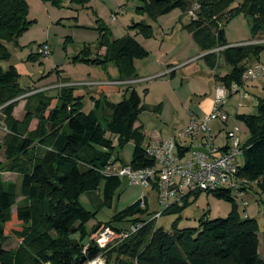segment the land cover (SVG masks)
Masks as SVG:
<instances>
[{
    "label": "trees",
    "instance_id": "16d2710c",
    "mask_svg": "<svg viewBox=\"0 0 264 264\" xmlns=\"http://www.w3.org/2000/svg\"><path fill=\"white\" fill-rule=\"evenodd\" d=\"M42 1L59 8L69 1L72 9H76L85 7L91 0ZM177 9L185 14L196 10L186 29L202 53L221 49L202 57L211 70L216 69L220 59L230 66L229 73L218 77L217 81L228 88L234 83L241 84L249 63L264 50V43L229 46L225 43L224 26L242 15L256 40H264V37L260 39L264 36V0H142L137 13L156 21L159 16ZM27 13L25 0H0V124L9 131L4 143L7 167L0 161V264H79L82 259L91 261L100 255L104 256L105 264H264L259 253L257 222L237 214L235 201L228 191L207 193L233 205L228 218L203 217L197 230H179L175 222L168 232L152 220L106 251L92 240L87 247L83 244L82 240L88 236L86 225L97 216L98 210L111 207L122 185L118 177L103 174L110 162L120 160L119 157L112 159L116 147L106 134L115 136L120 148L134 143L129 164L133 170L155 165L145 154L142 127H135L139 116L150 108L143 104L135 89L128 87L122 102L113 104L101 97L93 101V110L85 114L79 109L80 103L71 86L62 88L57 99L39 101L35 112L27 111L22 122L15 120L12 114L20 101L43 96L19 85V74L13 65L5 69L1 64L11 59L6 44L15 42L29 28L31 22L26 19ZM133 28L146 38L153 37L150 25L136 24ZM99 30L103 34L99 45L93 50L86 49L76 61L102 68L112 64L120 82L137 80L134 60L148 57V52L130 36L110 41L106 29L100 26ZM102 49L103 55L99 54ZM153 111L159 114L161 105ZM100 113L107 115L104 123L100 121ZM33 119L38 120V126L30 132L28 128ZM236 120L243 123L248 132L247 141L242 144L240 175L256 182L250 188L257 187L264 206V98L259 99L256 114L237 115ZM34 144L50 150L43 157L29 160ZM4 171L20 176L22 205L17 206V188L3 182L1 173ZM98 192L102 193V198L98 200L97 210L92 213L84 209L80 196L91 197ZM146 199L144 209L138 200L113 216L112 223H125L127 227L114 228L110 222L99 223L90 233L95 234L102 227L123 230L151 217L156 210H150ZM14 206H17L15 213L12 212ZM181 208L173 206L163 211L162 216L178 215ZM7 232L21 241L14 251L5 248Z\"/></svg>",
    "mask_w": 264,
    "mask_h": 264
},
{
    "label": "rangeland",
    "instance_id": "374dc122",
    "mask_svg": "<svg viewBox=\"0 0 264 264\" xmlns=\"http://www.w3.org/2000/svg\"><path fill=\"white\" fill-rule=\"evenodd\" d=\"M25 1L28 6L26 19L31 24L15 42L6 44L11 59L9 62H1V64L5 69L13 65L19 74V85L27 90L40 92L43 96L20 101L12 114L13 118L19 122L24 120L27 111L35 112L39 101L45 100V98L57 99L60 97L62 88L74 87L73 94L80 103L79 109L87 114L93 110V101L97 97H102V100L106 97L105 99L109 102L118 104L123 101L124 91L128 87H132L143 100V104L150 108L139 116L137 122L145 134L144 146H146L152 137L160 136L165 139L183 128L190 111L201 115L203 106H209V102L213 103L214 101L215 78L231 69L220 59L216 69L211 70L202 59L204 55L212 52L217 53L221 49L202 53L188 33L186 27L195 17V8L189 14L177 9L167 15L159 16L156 21H153L147 15L137 13V8L142 5V0H91L85 7L76 9H72V4L69 1L64 2L63 7L60 8L42 0ZM120 11H124V14H119ZM114 15L116 21L112 20ZM136 24L150 25L153 29V37L146 38L140 35L133 28ZM100 26L106 29L107 38L110 41L130 36L148 52V57L134 60L138 81L133 84L91 87L81 85L120 82L117 69L112 64L102 68L76 61L86 49L93 50L95 46L99 45L103 36L99 30ZM224 37L225 43L229 46L247 44L256 40L246 18L242 15L234 17L224 26ZM263 37L260 36V39ZM42 47H47L50 50L48 57L39 55L38 50ZM101 52L102 50L99 54ZM93 53L95 52L93 51ZM255 64L264 66V50L260 53L259 58L249 63V67ZM168 71L172 73L165 75ZM247 91L250 96L242 100V107H237L236 97L230 98L226 106V111L229 114L227 126L230 130L238 127L237 136L242 144L246 143L248 132L245 125L236 120V116L257 113L258 101L264 97L261 80L249 83ZM55 102L54 100L52 107ZM157 105H161L159 114L153 111ZM99 115L101 123H104V118L107 117L106 113ZM37 126L38 120L33 119L28 130L35 131ZM8 134L9 131L4 124H0V161L5 165V168L8 162L4 158V143ZM106 138L111 140L113 146L116 147L112 159L115 160L116 157H119L120 160H115L118 164L129 165L132 162L135 149L134 143L130 142L120 148L115 136L107 133ZM49 150V148L34 144L28 159L34 160L35 157H43ZM239 160L242 164L243 158L240 157ZM1 177L4 183L12 184L17 188L19 194L17 206L22 205L24 201L20 195V176L4 171L1 173ZM143 194L147 197L150 210H160V206L155 200L154 191L140 185H131L127 180L122 179V185L116 191L111 207L98 210L97 216L86 225L88 236L82 240L83 244L88 246L99 230L95 234L90 232L99 223L105 225L110 222L114 228L127 227L125 223H112V218L115 214L140 200ZM101 198V192L91 197L88 194H83L79 201L84 209L94 213L97 210L98 200ZM231 198L235 201L236 212L241 218L248 216L256 220L260 241L259 253L264 258V206L260 191L256 186H253L241 196L231 194ZM15 209L16 206L12 209L13 213H15ZM232 209L233 205L230 202L203 192L198 196H191L187 200V204L182 206L178 215L165 214L157 219L156 226L169 232L172 225L177 222L179 230H197L203 217L209 220L226 219ZM6 235L5 248L11 251L16 250L20 240L10 232H7ZM76 237L78 236L74 238ZM85 250L86 248L84 252ZM102 264H105L104 256Z\"/></svg>",
    "mask_w": 264,
    "mask_h": 264
},
{
    "label": "built area",
    "instance_id": "2783aa9c",
    "mask_svg": "<svg viewBox=\"0 0 264 264\" xmlns=\"http://www.w3.org/2000/svg\"><path fill=\"white\" fill-rule=\"evenodd\" d=\"M119 14L123 15L124 11H120ZM112 20H117L115 15ZM262 43L264 40H253L247 44ZM38 53L48 57L50 50L42 47ZM170 73L172 72L168 71L165 75ZM259 79L264 89V66L255 64L248 67L241 84L234 83L229 88L221 84L216 88L215 98L208 114L204 116L190 114L187 124L172 136L165 139H151L145 146V154L154 161L153 167L133 170L129 165H120L116 161L108 164L103 171L104 175L125 179L131 185L151 189L156 194L155 200L160 210L123 230L116 231L111 227L100 228L92 239L99 249L106 251L116 246L136 234L150 221L162 217L163 211L173 206L182 207L185 200L198 193L228 191L241 196L250 186L256 185V182L252 183L240 175L242 164L239 159L243 155V145L237 136L238 127L230 130L227 126L229 114L226 106L230 98L236 97L237 107H242V100L250 96L247 91L248 84ZM135 81L138 80L81 85L91 87L133 84ZM145 197L146 195L143 194L140 199L143 209ZM102 259L103 256L100 255L84 264H102Z\"/></svg>",
    "mask_w": 264,
    "mask_h": 264
},
{
    "label": "crops",
    "instance_id": "0c3cea01",
    "mask_svg": "<svg viewBox=\"0 0 264 264\" xmlns=\"http://www.w3.org/2000/svg\"><path fill=\"white\" fill-rule=\"evenodd\" d=\"M102 53H104V49H102V52H101V54ZM230 71V70H229ZM228 71V72H229ZM228 72H225V74H227ZM225 74H223V75H217V77L215 78V80H216V82H215V90H216V88L217 87H219L220 85H221V83H219L218 81H217V78L219 77V78H221V77H224V75ZM173 76H174V74H173ZM138 80V79H137ZM72 83V82H71ZM217 84H219V85H217ZM95 97H97V96H95ZM264 98V97H263ZM96 99H99L98 97L96 98ZM211 105H212V103L211 102H209V106H207V105H204L203 106V110H202V113H201V115L200 114H198V113H195V112H193V111H190V114H193V115H197V116H204V115H206V114H208L209 113V111L211 110ZM190 114H189V116H190ZM189 116L187 117V121H186V124H187V122L189 121ZM185 124V125H186ZM135 127H139V124H137L136 123V125H135ZM154 138H162V137H160V136H156V137H152V138H150V139H154ZM150 139H149V141H150ZM163 139V138H162ZM148 141V142H149ZM147 142V143H148ZM20 183H21V178H20ZM16 208H17V206H16ZM153 210H157V209H153ZM13 211V210H12ZM245 211L247 212V209H245ZM14 212H16V209L14 210ZM247 215V214H246ZM158 227V226H157ZM21 242V241H20Z\"/></svg>",
    "mask_w": 264,
    "mask_h": 264
},
{
    "label": "water",
    "instance_id": "95a60500",
    "mask_svg": "<svg viewBox=\"0 0 264 264\" xmlns=\"http://www.w3.org/2000/svg\"><path fill=\"white\" fill-rule=\"evenodd\" d=\"M86 262V259H82L79 264H84Z\"/></svg>",
    "mask_w": 264,
    "mask_h": 264
}]
</instances>
